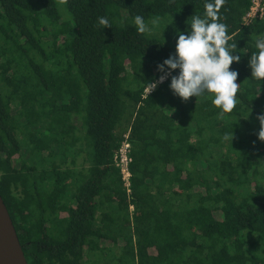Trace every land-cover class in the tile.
Returning <instances> with one entry per match:
<instances>
[{
	"label": "trees",
	"instance_id": "1",
	"mask_svg": "<svg viewBox=\"0 0 264 264\" xmlns=\"http://www.w3.org/2000/svg\"><path fill=\"white\" fill-rule=\"evenodd\" d=\"M250 1L220 9L241 57L220 117L171 76L143 97L210 0H0V196L27 264H264V81L248 66L264 17L242 25ZM125 136L130 193L113 161Z\"/></svg>",
	"mask_w": 264,
	"mask_h": 264
},
{
	"label": "clouds",
	"instance_id": "2",
	"mask_svg": "<svg viewBox=\"0 0 264 264\" xmlns=\"http://www.w3.org/2000/svg\"><path fill=\"white\" fill-rule=\"evenodd\" d=\"M57 2L66 5L68 0ZM224 3L225 0H210L204 5L203 17H191L190 31L187 34H177L175 52L157 65V71L161 75L148 84V96L159 83L171 76L169 87L182 101L186 102L191 97H211V104L219 110L220 117L234 111L240 84L236 82L238 72L231 70V65L239 63L241 57L233 55L237 51V44L229 43L233 38L228 33L227 25L220 22L219 13ZM98 23L101 29L111 28L106 17L99 18ZM134 24L141 35L152 31L142 16L137 15ZM151 25L153 28L158 26L159 17L153 18ZM255 48L257 51L248 59L251 78L264 81V38L256 40ZM177 69L178 75H171ZM257 120L260 124L257 137L264 142V112L257 116ZM233 138V131L223 137L229 142Z\"/></svg>",
	"mask_w": 264,
	"mask_h": 264
},
{
	"label": "water",
	"instance_id": "3",
	"mask_svg": "<svg viewBox=\"0 0 264 264\" xmlns=\"http://www.w3.org/2000/svg\"><path fill=\"white\" fill-rule=\"evenodd\" d=\"M0 264H27L16 230L0 196Z\"/></svg>",
	"mask_w": 264,
	"mask_h": 264
},
{
	"label": "built area",
	"instance_id": "4",
	"mask_svg": "<svg viewBox=\"0 0 264 264\" xmlns=\"http://www.w3.org/2000/svg\"><path fill=\"white\" fill-rule=\"evenodd\" d=\"M263 17H264V0H251L249 8L242 17V25L248 26L255 20H260ZM147 90L148 87L144 90L143 97L147 96ZM126 139L127 136H125V140L122 142L117 152L115 153L113 161L115 167L120 171V175L124 183V187L126 188L127 192L130 193V178H131V173L129 170L130 144L127 142Z\"/></svg>",
	"mask_w": 264,
	"mask_h": 264
}]
</instances>
